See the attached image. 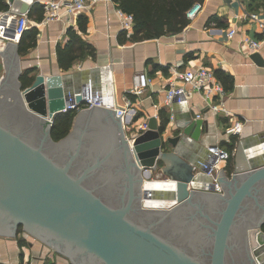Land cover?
Here are the masks:
<instances>
[{"label":"water","instance_id":"95a60500","mask_svg":"<svg viewBox=\"0 0 264 264\" xmlns=\"http://www.w3.org/2000/svg\"><path fill=\"white\" fill-rule=\"evenodd\" d=\"M18 46L8 40L0 49L1 238L13 240L22 225L72 264H264V161L237 165L219 176L224 192L213 191L199 185L205 174L180 145L182 135L198 138L202 118L165 137L168 123L161 128L153 115L127 135L121 114L96 103L55 140V116L82 101L89 82L75 88L73 72L62 69L23 87ZM252 58L264 64L259 52ZM156 169L174 187L147 185L162 180L150 179ZM149 191L166 202L144 205Z\"/></svg>","mask_w":264,"mask_h":264},{"label":"crops","instance_id":"0c3cea01","mask_svg":"<svg viewBox=\"0 0 264 264\" xmlns=\"http://www.w3.org/2000/svg\"><path fill=\"white\" fill-rule=\"evenodd\" d=\"M44 1L47 0H6L9 8L0 10V15L16 16L21 13L19 10L24 3H29V12L34 4L43 5ZM203 4V11L195 19H190V23L181 32L136 40L131 36L133 29H122L113 0H100L90 9L81 12L88 16L87 32L82 35L95 49V56L77 60L66 71L73 72L75 88L82 89L86 81L93 80L94 84L105 89L112 85L121 104L124 103V95H127L134 106L125 116L131 131H139L138 125L148 122L153 115L157 116L160 123L162 108L166 109L169 117L165 137L181 135L182 126L189 120L202 118V130L198 138L186 134L180 139L184 153L200 162L208 157L209 145L219 143L229 149L236 139L233 160H225L219 166L220 175L226 173L231 176L237 165L244 168L251 163V158L256 163L264 161V64L252 58V53L259 52L264 59V34L257 23L245 17L248 11L264 8L252 7L248 0H204ZM81 13L63 14L48 22H43L44 17L37 20L36 14L29 16L30 26L34 24L39 28L38 43L25 56L30 68L35 67L29 75L62 70L58 64L57 44L68 40L69 26L78 28ZM230 28L237 29L232 37L228 36ZM244 36L262 39V48L253 51L243 41ZM3 41H0V49L8 42ZM198 65H205L215 73L221 71L233 77V84L225 89L222 96L232 114L213 113L206 99L199 93H194L181 103H172L170 107L163 105L164 89L170 80L176 79L173 69L185 70ZM138 70L147 71L152 82L141 95L127 93L132 87L133 75ZM177 82L183 84L179 79ZM214 98L218 100L217 95ZM235 119L244 122V129L239 134L227 131V126ZM133 122L137 123V128L131 126ZM241 140L246 141L243 159L236 155ZM229 166L232 168L231 173ZM151 177L157 179L160 174ZM209 180V176L203 175L199 185H206ZM16 237L13 240L0 237V261L4 264L20 263L21 248ZM23 252V262L25 259L29 264L42 263L47 257L56 260L58 264H68L52 256L45 246L33 245L31 241L28 247H23Z\"/></svg>","mask_w":264,"mask_h":264},{"label":"built area","instance_id":"2783aa9c","mask_svg":"<svg viewBox=\"0 0 264 264\" xmlns=\"http://www.w3.org/2000/svg\"><path fill=\"white\" fill-rule=\"evenodd\" d=\"M100 0H47L43 2L44 7V20L48 22L60 18L63 14H78L90 9ZM63 10L61 11V9ZM204 9L203 2H195L187 11L189 19H195ZM117 15L119 16L122 29L132 31L134 25V17L131 13L125 12L121 8H116ZM245 17L257 23L261 33L264 34V10L248 11ZM30 26V18L28 12H21L18 15L11 16L10 14L0 15V40H11L19 42L24 31ZM14 30V36L10 37L9 33ZM237 32L236 28L228 30V36L232 37ZM243 41L247 43L253 51L259 50L263 46V40L258 38H251L244 36ZM1 48V47H0ZM1 66V56H0ZM174 80H170L164 89L163 105L170 107L174 102H183L194 93L201 94L207 102L208 108L213 113L224 112L232 114V111L225 105L222 96L225 94V88L221 81L218 79L215 71L205 65L191 66L185 70L178 68L173 69ZM183 82L179 84L177 80ZM88 85L84 90L83 99L80 102L70 104L66 110L80 111L83 107L91 106L93 103L103 106L115 108L117 115H120L125 129H130L128 121L125 119L127 113L134 109L131 99L124 95V103H120L116 89L111 85L109 89L97 86L92 80L88 81ZM152 82V77L145 70H138L133 75L132 87L127 93L141 95L149 88ZM217 95L218 100L214 98ZM71 97V95H70ZM138 127L145 129L148 127V122H143ZM244 129V122L235 119L234 122L227 126V131L233 134H239ZM208 157L204 161H198L202 169L196 167V171H200L211 179L206 185L213 184V191L224 192L219 181V166L225 160L230 158L231 152L228 148L219 143L211 144L207 147ZM159 179V178H157ZM168 178H162V181L167 182ZM169 187H174L169 185ZM148 197L151 199L152 191H149ZM142 203L147 205L146 202ZM23 264H29L24 259Z\"/></svg>","mask_w":264,"mask_h":264},{"label":"trees","instance_id":"16d2710c","mask_svg":"<svg viewBox=\"0 0 264 264\" xmlns=\"http://www.w3.org/2000/svg\"><path fill=\"white\" fill-rule=\"evenodd\" d=\"M204 0H113L118 8H121L125 12L131 13L134 17L132 38L136 40L159 38L166 34H176L181 32L189 23L190 19L187 17L188 9L195 2H203ZM256 0H250V6H253V2ZM9 4L6 0H0V10H7ZM29 16L36 14L37 20H42L44 17V7L40 3L34 4V6L28 12ZM88 16L81 13L78 18V28L73 25L69 26L68 40L65 43L57 44L58 64L63 70H70L77 60H83L88 56H95V49L86 41L83 37V33L87 32ZM39 28L37 25L29 26L21 36L19 41L18 50L21 55H27L30 49L36 47L38 43ZM32 68L28 69L20 77L22 86L26 87L30 85L35 79L34 75H29ZM218 78L223 83L225 89H229L233 84V77L225 72L217 71ZM76 110H66L58 113L55 116L52 126V136L55 140H59L66 136L72 126ZM161 128H164L169 117L166 109L160 110ZM234 143L236 139L233 140ZM234 143L230 144L229 150L231 152L229 161L233 160L234 156ZM229 173L232 172L231 166H229ZM22 227V225L20 226ZM264 229V224H263ZM25 239L19 240L21 248L25 246ZM23 249L20 253V263L23 264ZM0 264H4L0 261ZM38 264H58L56 260H45Z\"/></svg>","mask_w":264,"mask_h":264},{"label":"rangeland","instance_id":"374dc122","mask_svg":"<svg viewBox=\"0 0 264 264\" xmlns=\"http://www.w3.org/2000/svg\"><path fill=\"white\" fill-rule=\"evenodd\" d=\"M248 1H250V0H248ZM253 6L256 7V8H261V7L264 8V0H256V1H254V2H253ZM25 56H26V55L23 56V55L20 54V61H21V67H22V74L25 73L26 70L30 69L29 62H28V60L25 58ZM33 68H35V67H32V69H33ZM22 74H21V75H22ZM36 74H38V73H36ZM36 74H35L34 76H36ZM135 122H137V121H135ZM135 122H133V123L131 124V126H132L133 128H137V123H135ZM138 130H139V132H140V131H142V130H144V129L138 127ZM125 131H126L127 135H130L132 132H134V130L131 131V130L127 129V128H126ZM161 164H162V163H161ZM157 173H158V175L160 174V178H165V175L162 173V171H161L160 169H156V170H154V171L152 172L151 176H152V175L155 176ZM150 179H152V177H150ZM160 201H162V202H166V201H164V200H160ZM16 236H17L16 239H17V242H18V243H19V240H20V239H22V238L25 239L26 243H25V246H24V247H28L30 241L33 243V245H36V244H37V245H40V244H41V245H43V247L45 246V247L48 249V251H51L52 256H55V258H56V257H59L61 260H63L64 262H66V263H68V264H72V263H73L72 258H68V255L62 254L61 252L57 251L53 246H50V245H48L47 243H44L43 241H41L40 239H38L37 237H35L34 235L27 233V232L23 229V227H20V228H19L18 233H17ZM19 246H20V245H19ZM20 248H21V246H20ZM22 249H23V248H21V250H22ZM47 260H50V258L47 257Z\"/></svg>","mask_w":264,"mask_h":264},{"label":"bare ground","instance_id":"6f19581e","mask_svg":"<svg viewBox=\"0 0 264 264\" xmlns=\"http://www.w3.org/2000/svg\"><path fill=\"white\" fill-rule=\"evenodd\" d=\"M3 41V40H0ZM4 42V41H3ZM147 185H149L150 187H153L154 189H165L168 187V183L164 182L162 180H154L153 182L148 183ZM144 202H146V204L148 206H157V205H162L161 203H163L162 201L158 200L157 198H151V199H144Z\"/></svg>","mask_w":264,"mask_h":264}]
</instances>
